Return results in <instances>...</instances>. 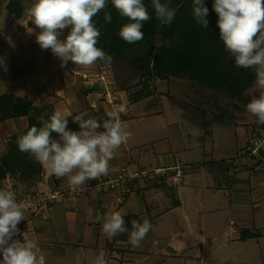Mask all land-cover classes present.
Returning <instances> with one entry per match:
<instances>
[{"label": "crops", "instance_id": "obj_1", "mask_svg": "<svg viewBox=\"0 0 264 264\" xmlns=\"http://www.w3.org/2000/svg\"><path fill=\"white\" fill-rule=\"evenodd\" d=\"M8 1L0 0V57L7 64V71L0 68V97L11 93L15 100L25 99L32 106L62 111L69 114V123L76 115L101 123L107 119L113 107L104 99L105 86L100 76L106 74L107 87L111 86L109 69L102 70L105 66L101 62L87 69L71 61L61 67L59 58L51 50H42L36 42L40 29L27 16L33 0H19L18 15L6 8ZM67 32L68 29L63 31L61 39ZM172 78L188 80L157 79L153 81L151 93L137 100L130 99V93L138 90L139 85L113 89L120 96L118 106L126 108L121 120L132 137L110 161L108 175L87 182L86 190L77 192L69 188L67 178L49 179L42 167L35 182H30L36 192L34 198L51 193L57 196L27 208L15 238L22 240L24 234L37 240L46 264H76V257L81 253L86 257L83 264H94L101 250L106 252L108 264H136L140 262L139 253L142 261L154 253L166 257V247L172 239L179 244L174 255L195 247L201 255H209L207 259L228 260V264H264L256 261L254 254L255 248L261 247H257L256 236L264 232V146L251 150L244 145L246 140H264V125L259 124L256 132L247 130L240 126L239 117L230 116L232 127H218L214 134L213 129L198 128L181 116L200 134L195 137L196 147L193 132L186 129L177 146L171 141L176 116H171L170 110L167 116L161 106L167 81ZM126 90L132 92L125 94ZM167 96L175 107L169 97H177L170 93ZM146 100L145 106L140 104ZM26 126L25 115L0 121V153L7 149V137ZM199 149L203 150V159L192 160V151ZM259 149L263 151L257 153ZM232 151L236 154L234 159L227 157ZM162 154H165V163L160 159ZM210 162L215 164L211 165L212 169L208 168ZM177 168L179 182L174 180ZM135 172L139 177H125L116 186L105 183L118 173ZM162 184H168V189ZM88 209L93 210L91 214ZM113 211L126 213L124 217L136 216L138 222L147 220L153 225L154 231L149 232L142 248L132 247L128 239L105 237L103 221L94 222L95 216ZM220 214H226V226L220 221ZM229 220L234 222L233 232L228 230ZM159 230L165 235L164 243L159 241ZM242 232L255 233V236L241 239Z\"/></svg>", "mask_w": 264, "mask_h": 264}, {"label": "clouds", "instance_id": "obj_2", "mask_svg": "<svg viewBox=\"0 0 264 264\" xmlns=\"http://www.w3.org/2000/svg\"><path fill=\"white\" fill-rule=\"evenodd\" d=\"M121 17L127 18L120 25L119 37L126 43L135 44L144 39V22L151 19L144 0H110ZM156 19L162 25H171L177 9L172 0H150ZM109 0H33L27 16L36 28V42L42 50H51L59 58L60 66L68 62L80 68L93 67L98 61L111 65L114 57L98 46L101 30L94 18L103 11L105 24L112 22L111 12L106 11ZM213 10L217 14L219 38L226 51L234 58L237 68L252 70L255 74L254 88L257 95L246 104L245 110L254 119L251 123L264 125V0H214ZM192 15L197 24L208 28V8L204 0H191ZM2 27V24H0ZM68 29L61 39V34ZM32 31V30H31ZM0 68L7 71L4 58L0 57ZM126 113L123 105L107 113L102 123L94 118L76 115L73 120L79 130L68 127L69 114L54 111L48 119L38 117L40 126L33 125L17 138L20 152L26 153L47 173V177L68 179L73 192L85 191L87 182L108 175L110 161L115 159L120 148L131 139L132 133L121 120ZM55 134V135H54ZM194 132V146L198 147ZM7 143V141H6ZM258 146H264V140ZM4 153H0L3 155ZM23 185L7 184L0 187V264H46L45 255L37 240L23 235L16 239L18 224L25 220L26 202L17 199ZM88 209V213H92ZM124 215L113 211L106 215L96 214L94 222L103 221L102 232L111 240L121 234L128 235L129 244L138 248L146 239L153 225L131 221L126 226ZM107 254L101 250L94 264H108ZM83 253L76 257V264H83Z\"/></svg>", "mask_w": 264, "mask_h": 264}, {"label": "trees", "instance_id": "obj_3", "mask_svg": "<svg viewBox=\"0 0 264 264\" xmlns=\"http://www.w3.org/2000/svg\"><path fill=\"white\" fill-rule=\"evenodd\" d=\"M213 2L214 0H204L205 7L208 8L209 23L208 28H202L192 15L191 0H172V6L177 11L171 25H162L154 15L150 0H144L151 19L143 24L144 39L129 44L118 35L120 25L128 22L127 18L121 17L109 0L106 11L111 12L112 22L105 24L103 11L94 18V22L102 33L98 46L114 57L111 65L106 64L111 74L112 90L125 89L128 85L124 86V82L132 78L140 88L131 93L130 98L137 100L151 93L153 81L179 77L187 78L210 90L220 91L226 95V98H240L243 90L251 85L255 74L252 70L237 68L234 65V58L226 51L219 38L218 17L213 10ZM17 4L19 0H9L6 8L18 15ZM147 44L149 46L144 47ZM169 98L180 109L185 106V109H182L186 110L183 116L189 123L204 129V119L197 121L198 118L193 115V110L198 108H193L179 98L171 96ZM53 112L47 106H32L25 99L15 100L11 93L0 97V121L21 115L27 117L26 128L11 134L6 139L7 149L3 155H0V187H3L2 181L6 176L35 182L41 166L28 154L18 150L16 140L29 127L40 126L39 116L44 115V118L48 119ZM68 127L71 130H79L75 122L69 123ZM211 165L215 166L210 162L209 169H212ZM124 220L129 229H131V221L138 222L136 216L132 215L125 216ZM253 236L255 233L242 232L240 238ZM116 237L122 240L128 239L127 234Z\"/></svg>", "mask_w": 264, "mask_h": 264}, {"label": "rangeland", "instance_id": "obj_4", "mask_svg": "<svg viewBox=\"0 0 264 264\" xmlns=\"http://www.w3.org/2000/svg\"><path fill=\"white\" fill-rule=\"evenodd\" d=\"M147 46H149V45L147 44L144 47H147ZM101 63L105 66V68L102 70H104V71L108 70L107 65L103 62H101ZM101 75H102V73H101ZM102 76H100L102 86H105V89H109V91H111V94H113L112 95L113 98L111 99V103H108V104H111L113 108L118 107L117 100L119 99L120 96L115 95L111 86H108L109 88L107 87V85L109 83L107 82L106 78H104V76L106 77V74H104ZM254 79H255V77H254ZM254 79H253L251 85L243 90L240 98H238V97L232 98V99L226 98V95L220 91L210 90V89H208V88H206V87H204L198 83L192 82L191 80H185V79L184 80H175L174 78L167 81V90L165 88L164 95L168 98L167 95H168V93H170V94L174 95L175 97L180 98L181 100H183L187 104H190L191 106H193V108H196V109L198 108V110H193V115L195 116L196 119L198 118L197 121H199V120L201 121V119H204V122H205L204 129L205 130H207V129L212 130L213 129L214 134H217L216 130L218 129V127H220V128L232 127L231 126L232 117H230V116L239 117L237 119H239L240 126H243V128L247 127L248 128L247 130L252 129L253 131L255 130V132H256V130H258L257 128L258 127L260 128V125L255 124V123H251V121L254 119V117H252L245 110V104L253 96L257 95L255 88H254ZM135 82L136 81L131 78L128 81L124 82V86L128 85L127 89L133 88L134 86H136ZM158 85H160V83ZM130 92H132V91L126 90L125 94H129ZM103 96L105 99V93ZM166 97L163 96V98L161 100V106L164 109V112H166L167 116H168L167 110H170L169 114L171 116H176L175 119H177V121H176L177 123L171 128L172 129L171 131L173 132L171 134V136H172L171 141L176 143L178 146V141H180V143H181L180 138H182V136L184 135V131L186 129H187V132L190 131L193 133L194 132L199 133V131H197L194 128H191L187 124V122H185L186 120L184 121L181 118V116H183V114L186 112V110L183 111L185 109L184 108L185 106H183V108H182L183 110L180 109L178 106H175L176 107L175 108L170 104V102L167 100ZM147 102H148V100H146L140 104L144 105ZM221 123H223V124H221ZM260 141H262V139L256 140V138H255L254 140H251V141L246 140V142H244V145H246L245 148L246 149L252 148V149L256 150L259 148L257 144ZM261 151H263V149L262 150L259 149L257 151V153L258 152L260 153ZM178 154H180V153L178 152ZM202 155H203L202 149L193 150L191 159L195 160V161L202 160L203 159ZM160 157H161L160 158L161 161L163 163H165L164 162L166 160L165 154H162ZM227 157L230 159H234V158H236V154L234 151H232L229 153V156H227ZM146 167H148V166L146 165ZM153 175H155V174L151 173V176H153ZM149 176H150V174H149ZM142 179H145L144 175H143ZM2 183H3V186H5L7 184H12L13 186H15L17 184H22L23 185V192L18 193L17 199L22 200L24 202L33 199L34 198L33 195H35V193H36V192L34 193V188L30 187L31 186L30 181H23V180H21L17 177H14V176H8V177L6 176V178L3 179ZM169 185H170V183H169ZM162 186H164L165 189H168L167 187H169L168 184H162ZM170 187H171V185H170ZM32 193H34V194H32ZM29 208L30 207H28V209ZM218 217H219L220 221H222L223 225L226 226V224H227L226 214H223V215L220 214ZM220 224H221V222H219V225ZM158 235H159V241L162 243L166 239V238H164L165 235L162 234L161 230L158 231ZM152 237H153V235H152ZM256 239L259 240V244L257 245V247H260V246L261 247L255 248V246H253L251 249H254V248L256 249L254 251L256 261H259L261 263V262H264V232H263V234H261V233H259V235L257 234ZM142 246H143V242H142L141 248H142ZM145 252L147 253L148 251H145ZM202 252H203V250H202ZM139 255H140V258H139L140 262L136 263V264H228L230 262L228 260L227 261H220L217 258L210 259V257H209V259H207L209 255H205V254L201 255L200 249H196L195 247H190L186 251H181L179 253V255H174V254L168 253V255L165 257L163 255H158L157 253H154L152 255L150 254L148 258L144 259V261L141 260L142 253H139Z\"/></svg>", "mask_w": 264, "mask_h": 264}, {"label": "built area", "instance_id": "obj_5", "mask_svg": "<svg viewBox=\"0 0 264 264\" xmlns=\"http://www.w3.org/2000/svg\"><path fill=\"white\" fill-rule=\"evenodd\" d=\"M104 93H105V100L107 101V103H111V99L113 98V96H112L113 94H111V91H109V89H105ZM257 145H259V142H258ZM175 170H176L177 174H176V177L174 178V180L179 182V180H180L179 179L180 172L178 171V168L175 169ZM144 173H142V174H144ZM138 176H139V173H137V172L129 173L128 175L127 174L124 175L123 173H118L117 176L112 177V178H108V180H106L105 183L108 184L109 186H116V185H118L119 181L123 180L125 177L128 178V179H131V178H136ZM56 196H57V193H54V194L51 193V194H48V195L46 194V195H42V196L37 195V197H35V198H33V199L29 200V201H25V202H26L28 207L37 206L40 203H44L47 200L51 201ZM228 230H229V232L235 231L233 220H229Z\"/></svg>", "mask_w": 264, "mask_h": 264}, {"label": "water", "instance_id": "obj_6", "mask_svg": "<svg viewBox=\"0 0 264 264\" xmlns=\"http://www.w3.org/2000/svg\"><path fill=\"white\" fill-rule=\"evenodd\" d=\"M178 247L179 244L177 241H175L174 239H172L169 243L168 246L166 247V250L168 253L170 254H176L178 252Z\"/></svg>", "mask_w": 264, "mask_h": 264}]
</instances>
